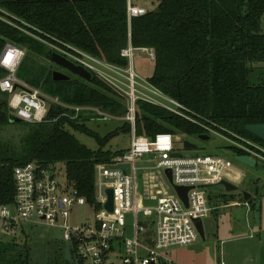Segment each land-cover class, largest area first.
Here are the masks:
<instances>
[{"label": "trees", "instance_id": "1", "mask_svg": "<svg viewBox=\"0 0 264 264\" xmlns=\"http://www.w3.org/2000/svg\"><path fill=\"white\" fill-rule=\"evenodd\" d=\"M0 8L6 11L0 14L16 24L0 19V54L8 42L26 50L17 72L21 79L65 103L93 105L125 116L126 96L93 71L90 80L66 70L70 80L54 81V49L46 42L69 43L109 63L127 66L129 60L121 54L130 41L127 0H0ZM263 19L264 0H159L148 13L133 18V46L155 51V68L148 80L180 101L197 121L139 100L136 134L153 138L169 132L200 138L213 134L210 128L264 147L263 139L246 130L248 124L264 123ZM36 56L52 65L38 62ZM6 73L0 66V79ZM9 97L0 88V127L11 122ZM65 110L53 103L45 121H23L30 130L18 148L0 137V204L15 199L18 166L31 161L42 166L63 162L67 183L89 206L102 208L97 201V165L113 162L126 150L105 147L121 132L131 133V123L125 120L102 135L87 122L103 118L82 114L71 119L61 114ZM74 130L94 137L100 147L81 142ZM229 148L236 156L249 153L232 144ZM254 199L249 200L252 208ZM13 229L0 232V264H33L27 240L16 241L17 234H25L24 226L17 223ZM70 243V254L59 250L46 264H84L75 243Z\"/></svg>", "mask_w": 264, "mask_h": 264}, {"label": "built area", "instance_id": "2", "mask_svg": "<svg viewBox=\"0 0 264 264\" xmlns=\"http://www.w3.org/2000/svg\"><path fill=\"white\" fill-rule=\"evenodd\" d=\"M159 3V2H158ZM158 3L145 6L139 0H127L129 25V45L122 49L127 57V66L109 63L69 43L46 42L54 52L84 66L91 73H97L126 96L127 113L123 118L131 123L133 137L130 147L117 155L111 163H99L96 170L97 201L102 208L88 205L86 198L76 188L59 179L57 165L42 166L35 161L18 166L15 171L16 193L10 204H0V232H10L17 223L43 224L57 227L65 241L74 242L84 264H180L174 261L167 250L173 246L192 245L199 236L196 219L207 217L214 206L211 205L206 187L217 185L226 175L229 167L219 155L174 156L180 152L176 147L175 135L161 132L155 137L137 135L135 132L136 110L139 100L162 106L193 122L188 110L180 101L170 97L161 89L136 72L134 57L136 51H149L155 60L153 48H136L131 42L132 20L148 13ZM0 10L6 13L5 10ZM0 19L16 26L9 18L0 14ZM26 50L8 42L0 54V66L7 73L0 79V88L9 94L11 112L29 123L46 120L51 104H59L65 110L62 115L78 119L82 114L97 115L103 119L116 116L93 105L68 104L58 96L46 93L21 79L17 72ZM208 128V127H207ZM212 133L226 138L232 145L240 147L254 158L264 160V147L237 136L230 138L208 128ZM148 155L147 162H155L150 170H172L173 182L191 187L188 205L171 185L142 195L139 191L140 179L137 162ZM129 164L130 171L113 168L111 165ZM107 188L115 191L113 212L104 207ZM162 194V195H161ZM151 198L156 204L148 202ZM88 205L98 216L91 223L73 225L70 217L74 206ZM134 218L133 226L124 220V212ZM142 219H141V217ZM154 228V235L149 228ZM132 232V235H129Z\"/></svg>", "mask_w": 264, "mask_h": 264}, {"label": "rangeland", "instance_id": "3", "mask_svg": "<svg viewBox=\"0 0 264 264\" xmlns=\"http://www.w3.org/2000/svg\"><path fill=\"white\" fill-rule=\"evenodd\" d=\"M145 6L158 3L159 0H139ZM264 24V19H263ZM38 62L52 65V62L43 56H36ZM59 68L58 65H54ZM134 67L139 76L148 79L152 76L155 61L151 58L149 51L138 50L134 57ZM75 77L78 75L73 74ZM125 122L123 116L111 119H92L87 125L102 135L120 127ZM30 130V125L24 122L11 121L0 127V137L19 147L23 138ZM76 137L89 147L98 149L99 143L94 137L74 130ZM132 134L121 132L112 138L106 145V149H122L130 146ZM189 140L197 145L196 148H186L184 141ZM230 141L219 134H211L210 139L202 140L198 137L179 134L176 142L177 149L185 156L193 155H219L230 163L232 160L235 169L245 174L244 181L240 183V189L244 191L259 190L257 209L251 210L249 206L234 204V201L243 200L241 192L234 195L226 191L223 185L207 186L208 197L214 206V211L203 219L206 237L200 234L198 239L189 246H173L167 250V254L176 262L190 264H264V160L258 159L257 165H249L237 159L231 148ZM149 156L145 155L137 162L139 170V191L142 195L156 191L162 187L168 192L171 185L166 178L164 170L145 171V167H152L155 162H147ZM60 175L59 179L66 181V168L63 162L57 165ZM144 178V179H143ZM158 178H161L160 181ZM146 186L148 190L146 191ZM239 193V194H238ZM162 195V194H161ZM148 202L156 204L157 200L151 198ZM225 204H229L226 206ZM124 220L129 226H133L134 218L130 212L123 213ZM98 214L88 205L74 206L72 209L70 223L73 225L91 223ZM141 217V216H140ZM142 219V217H141ZM25 228V234H17L16 241L20 244L27 240L31 247L33 264H46L51 261L58 251L67 256L70 254V242L65 241L62 231L57 227L43 224L21 223ZM149 233L154 235V228ZM29 235V236H27ZM132 235V232H129ZM12 237V236H11ZM9 238V237H8ZM11 239V238H10ZM57 251V252H56ZM50 258V259H49ZM183 263V264H186Z\"/></svg>", "mask_w": 264, "mask_h": 264}, {"label": "water", "instance_id": "4", "mask_svg": "<svg viewBox=\"0 0 264 264\" xmlns=\"http://www.w3.org/2000/svg\"><path fill=\"white\" fill-rule=\"evenodd\" d=\"M52 61L56 65L68 70L72 74L78 75L81 78H84L86 80H90L92 78V73L88 69H86L84 66L74 63L72 60L64 57L63 55H61L57 52H53ZM71 78L72 77L70 74H68L62 70L54 69V71H53L54 81H65V80H70ZM10 120L14 121V122H23L22 118L14 115V114L10 115ZM246 130L249 131L250 133L254 134L255 136L264 140V123L248 124L246 126ZM200 139H202V140L210 139V135L200 136ZM184 146L186 148H196L197 147L196 144H194L193 142H191L189 140L184 141ZM174 156H182V153L176 152V153H174ZM237 159L243 163H246V164H249L252 166L257 165V163H258L257 159L250 156L249 154L237 155ZM110 167L122 168V169L126 170L127 172L130 171V165L129 164L111 165ZM165 175L167 176L169 182L172 184V186L177 191L179 196L183 199V201L186 203V205H188V192H189L191 187L180 186V185L174 184L171 169H166ZM220 185H223L225 187V189L229 192L237 191L240 189L237 184H234L231 181H228L226 179L221 180ZM242 192H243L245 200H249L251 198V194L249 192H247V191H242ZM106 193H107V200L104 203V207L108 211L113 212L114 208H115V198H114L115 191L113 188H107ZM195 223L197 225V228L199 230L200 235L203 238H205L206 235H205V227H204L203 219H201V218L196 219Z\"/></svg>", "mask_w": 264, "mask_h": 264}, {"label": "crops", "instance_id": "5", "mask_svg": "<svg viewBox=\"0 0 264 264\" xmlns=\"http://www.w3.org/2000/svg\"><path fill=\"white\" fill-rule=\"evenodd\" d=\"M136 132V131H135ZM131 134H132V137H133V130H132V132H131ZM145 136V135H144ZM132 137H131V141H132ZM177 141H179V135H175V143L177 142ZM131 144V143H130ZM130 146H127L126 148H123V149H128ZM182 153V152H181ZM237 157V156H236ZM166 178H167V176H166ZM244 178H245V174H243V173H241L238 169H235V166H234V164H233V162H232V160L230 161V164H229V167L226 169V175L224 176V179H226V180H228V181H231L232 183H234V184H237L238 186L240 185V183H242L243 181H244ZM144 179V178H143ZM160 181H162V179L161 178H158ZM168 179V178H167ZM169 181V180H168ZM170 183V182H169ZM217 185H220V183L219 184H217ZM214 186H216V185H214ZM239 188H240V186H239ZM148 190V187L146 186V191ZM227 191V190H226ZM242 191H244V190H241V189H239V190H237V191H232V192H229V193H231V194H235L236 192H241V194L243 195V192ZM152 192H154V190L153 191H151L150 192V194L152 193ZM248 192V191H247ZM147 193H148V191H147ZM146 193V195H150V194H147ZM238 193V194H239ZM250 194H251V198H255L254 199V203L256 204V206H255V208H252V204L249 202V200L251 199H249V200H245V199H243V200H240V202H237V201H234V204H237V205H245V206H249V209L251 210V212L253 211V210H256L257 209V200H258V198L259 197H255V196H258V194H259V190H256L255 192H254V190H252V191H250L249 192ZM233 194V195H234ZM243 198H244V195H243ZM210 199V198H209ZM210 203H211V200H210ZM212 205V204H211ZM226 206H228L229 204H225ZM213 206V205H212ZM214 211V209L211 211V212H213ZM14 231V229L12 230V231H10V232H8V233H12ZM205 235H206V233H205ZM180 263V262H179ZM183 263H186V262H183ZM183 263H180V264H183ZM186 264H190V263H186Z\"/></svg>", "mask_w": 264, "mask_h": 264}, {"label": "flooded vegetation", "instance_id": "6", "mask_svg": "<svg viewBox=\"0 0 264 264\" xmlns=\"http://www.w3.org/2000/svg\"><path fill=\"white\" fill-rule=\"evenodd\" d=\"M57 70H62V71H64V72H66V69H64V68H62V67H60L59 66V68H56ZM68 71V70H67Z\"/></svg>", "mask_w": 264, "mask_h": 264}]
</instances>
